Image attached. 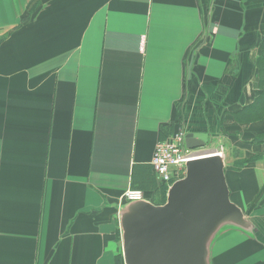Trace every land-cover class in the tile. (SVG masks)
Returning <instances> with one entry per match:
<instances>
[{
	"label": "crops",
	"instance_id": "0c3cea01",
	"mask_svg": "<svg viewBox=\"0 0 264 264\" xmlns=\"http://www.w3.org/2000/svg\"><path fill=\"white\" fill-rule=\"evenodd\" d=\"M263 36L264 0H0V264H118L123 196H161L151 160L179 131L224 152L254 224L211 264H264V118L235 117Z\"/></svg>",
	"mask_w": 264,
	"mask_h": 264
},
{
	"label": "water",
	"instance_id": "95a60500",
	"mask_svg": "<svg viewBox=\"0 0 264 264\" xmlns=\"http://www.w3.org/2000/svg\"><path fill=\"white\" fill-rule=\"evenodd\" d=\"M206 132H189L190 148L205 147ZM226 156L209 153L186 164L163 204L143 199L119 213L125 264H211V247L226 225L252 234L254 224L230 198Z\"/></svg>",
	"mask_w": 264,
	"mask_h": 264
},
{
	"label": "built area",
	"instance_id": "2783aa9c",
	"mask_svg": "<svg viewBox=\"0 0 264 264\" xmlns=\"http://www.w3.org/2000/svg\"><path fill=\"white\" fill-rule=\"evenodd\" d=\"M209 152L210 150L206 148H189L186 145V132L179 131L171 138L156 144L151 164L159 180L171 185L174 182L173 178L174 180L182 178L189 161L205 156ZM123 198L127 202L138 201L144 199V193L131 188L125 192Z\"/></svg>",
	"mask_w": 264,
	"mask_h": 264
},
{
	"label": "trees",
	"instance_id": "16d2710c",
	"mask_svg": "<svg viewBox=\"0 0 264 264\" xmlns=\"http://www.w3.org/2000/svg\"><path fill=\"white\" fill-rule=\"evenodd\" d=\"M1 40L2 38H0V41ZM257 67L259 71V90L260 91L252 104L243 107L235 114L237 121L240 123H252V122L259 121L264 118V37L262 38L260 42V55L257 59ZM245 163H249L248 160L237 161L235 162L234 166L237 168H240L244 166ZM152 169L154 171L153 166H152ZM226 171H227V166L225 168V172ZM173 181H174V178L172 179V182ZM160 186L162 187V188L160 187L161 196L154 197L152 200V202L155 204H163L167 200L168 184L161 182ZM118 233L120 236V233H121L120 229H118ZM123 261H124L123 255L121 254L117 262L118 264H124Z\"/></svg>",
	"mask_w": 264,
	"mask_h": 264
},
{
	"label": "rangeland",
	"instance_id": "374dc122",
	"mask_svg": "<svg viewBox=\"0 0 264 264\" xmlns=\"http://www.w3.org/2000/svg\"><path fill=\"white\" fill-rule=\"evenodd\" d=\"M264 37V36H263ZM212 151V150H211ZM227 228H231V229H239V228H236V227H234V226H231V225H226V226H224L222 229H221V231H220V233L224 230V229H227ZM240 230V229H239ZM219 233V234H220ZM248 233V232H247ZM218 234V235H219ZM217 238V237H216ZM121 254H122V252H121ZM123 255V254H122Z\"/></svg>",
	"mask_w": 264,
	"mask_h": 264
}]
</instances>
